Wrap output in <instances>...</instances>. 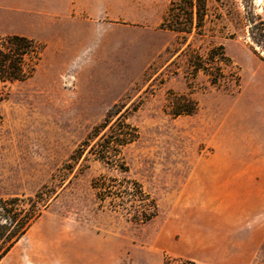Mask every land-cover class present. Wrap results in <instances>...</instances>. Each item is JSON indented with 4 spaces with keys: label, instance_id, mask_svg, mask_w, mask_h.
<instances>
[{
    "label": "rangeland",
    "instance_id": "1",
    "mask_svg": "<svg viewBox=\"0 0 264 264\" xmlns=\"http://www.w3.org/2000/svg\"><path fill=\"white\" fill-rule=\"evenodd\" d=\"M87 2L103 22L79 26L74 36L60 31L51 45L40 41L34 75L9 84L0 196L58 185L59 169L127 93L140 138L123 149L127 172L87 154L66 170L57 197L17 245L22 255L36 246L35 263L25 257L23 264H164L167 257L264 264V53L253 51L239 24L264 21V0H211L207 26L220 13L219 32L189 42L202 55L225 46L231 62L218 84L193 69L189 52L167 51L177 46L160 27L170 0ZM11 3L0 0V35L23 17ZM182 95L197 109L173 115ZM101 175L138 180L157 202L156 217L138 224L110 199L100 201L93 181Z\"/></svg>",
    "mask_w": 264,
    "mask_h": 264
},
{
    "label": "trees",
    "instance_id": "2",
    "mask_svg": "<svg viewBox=\"0 0 264 264\" xmlns=\"http://www.w3.org/2000/svg\"><path fill=\"white\" fill-rule=\"evenodd\" d=\"M243 1L248 3L252 0ZM210 2L211 0H170L160 27L172 32L176 37L177 46L173 50L169 46L167 51L185 55L189 52V62L193 69L203 71L213 84H218L222 79L226 80L225 69L230 67L231 62L225 46L223 44L213 46L206 55H202L199 51H195L192 42H189L194 35L204 36L207 31L215 35L219 32L220 13L216 16L218 20L212 21L213 25L210 27L207 26ZM239 24L247 30L246 36L253 51L258 55L264 53V21L249 18ZM185 45L187 46L184 47ZM43 51V43L36 39L19 34L0 35V124L3 121L2 103L8 97L9 84L32 77ZM233 73V77L238 80L236 73L234 71ZM128 97L129 93L116 102L103 121L92 128L69 156L64 166L59 169L58 185H44L34 195L29 196H0V261L51 205L58 195V188L65 182L66 170L83 155H93L110 168L121 172L129 170L123 149L140 138V131L129 120L130 107L125 109L124 100ZM197 106L195 101L182 95L173 99L171 113L192 114ZM93 187L100 201L105 202L110 199L109 203L113 209H122L138 224H145L157 215V202L144 190L142 184L132 177L124 176L119 179L101 175L93 181ZM164 264L198 263L192 259L167 257Z\"/></svg>",
    "mask_w": 264,
    "mask_h": 264
},
{
    "label": "crops",
    "instance_id": "3",
    "mask_svg": "<svg viewBox=\"0 0 264 264\" xmlns=\"http://www.w3.org/2000/svg\"><path fill=\"white\" fill-rule=\"evenodd\" d=\"M11 6L19 8L17 13L23 16L20 20L12 18L9 22L12 27L11 34L27 36L48 45L57 39L56 34L60 31L74 36L80 30L79 26L92 27L99 18H102L103 22V16L95 17L90 14L87 0H12ZM99 10L102 12L104 9ZM259 240H250L249 246H259ZM20 241L21 239L0 264H23L22 260L25 257L35 263V257L31 253L35 252L36 246L32 243L31 250L26 252L27 255H22V249L17 248Z\"/></svg>",
    "mask_w": 264,
    "mask_h": 264
}]
</instances>
